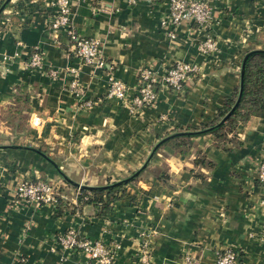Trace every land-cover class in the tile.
<instances>
[{
	"label": "crops",
	"instance_id": "1",
	"mask_svg": "<svg viewBox=\"0 0 264 264\" xmlns=\"http://www.w3.org/2000/svg\"><path fill=\"white\" fill-rule=\"evenodd\" d=\"M50 1L9 0L0 13V53L10 55L0 63V108L23 107L29 132L18 140L44 144L80 184L108 185L105 176L136 171L163 137L210 123L239 86L245 54L264 49V0H205L214 18L208 32L217 41L208 56L198 51L204 38L198 25H162L168 0H71L75 32L96 39L104 61L101 67L86 64L65 29L50 31ZM37 49L42 62L30 68ZM175 61L196 63L198 72L181 91L157 84L152 106L131 112L106 96L111 78L121 80L131 98L143 66L161 77ZM71 69L91 101L88 108H80L70 92ZM15 89L22 96L17 103ZM7 133L0 130V139ZM191 141L185 153L173 142L161 145L107 213L101 203L80 205L77 187L34 147H0V264H98L82 252L50 250L56 235L70 228L88 239L116 242L112 264H137L144 240L153 264H181L185 255L214 264L227 248L235 250L238 264H264V188L257 179L264 108L238 125L222 147L211 133ZM198 151L210 167L194 164ZM38 177L58 186L61 206L16 202V185Z\"/></svg>",
	"mask_w": 264,
	"mask_h": 264
},
{
	"label": "built area",
	"instance_id": "2",
	"mask_svg": "<svg viewBox=\"0 0 264 264\" xmlns=\"http://www.w3.org/2000/svg\"><path fill=\"white\" fill-rule=\"evenodd\" d=\"M134 4L136 0H126ZM50 4L55 7V13L49 22V29L56 33L59 29H65L68 36L73 40L75 55L82 59L84 63L103 66L104 61L98 54V41L94 38H86L77 35L72 25L71 0H51ZM169 13L162 20V25L174 29L181 22H193L204 31V38L198 43V51L203 56L213 54L217 49V41L208 32L209 27L214 24L213 11L205 0H168ZM170 39L175 37L172 30L167 32ZM10 55L0 53V63L7 61ZM42 56L39 50H34L31 54L28 66L30 68L39 67ZM199 66L196 63L175 61L162 75L158 77L151 65L143 66L138 73L136 94L128 98L126 95V85L119 79L111 78L106 90V96L115 98L127 105L131 112L152 106L156 101L157 84H163L175 91H181L185 81L198 72ZM73 79L69 84L70 92L78 102L80 108H88L91 101L86 98V92L80 85L77 72L71 69ZM257 179L264 188V158L258 163ZM60 195L58 186L41 177L36 179H24L15 187L16 202L57 204ZM56 247L78 251L86 254L90 259L98 264H112L117 249L114 241L105 242L102 239H88L70 228L56 235L55 242L51 246V251H56ZM137 264H153L151 259L150 246L144 240L138 251ZM181 264H199L196 259L185 255ZM214 264H238V255L234 249H224L218 254Z\"/></svg>",
	"mask_w": 264,
	"mask_h": 264
},
{
	"label": "trees",
	"instance_id": "3",
	"mask_svg": "<svg viewBox=\"0 0 264 264\" xmlns=\"http://www.w3.org/2000/svg\"><path fill=\"white\" fill-rule=\"evenodd\" d=\"M15 100L18 102V89H15ZM239 92V86L234 88L230 97L224 100L221 108L217 110L215 118L208 124L200 127L201 132L197 130H180L175 132L193 131L194 133H179L168 139L165 143L173 142L175 148H180V152H186L191 146V138L211 133L216 140V146L222 147L228 137H234L235 128L240 124H245L249 118L259 110L264 108V53L261 51L252 52L244 62L243 84L240 100L222 126L214 125L231 109L234 105ZM22 100V99H21ZM20 100V101H21ZM23 101V100H22ZM26 101V99H25ZM164 143V144H165ZM40 151V150H39ZM194 159L195 165H206L210 167V162L204 155H200V151ZM135 180V179H134ZM133 180V181H134ZM132 182V181H131ZM109 184V183H108ZM127 184V183H126ZM126 184H117L113 186H104L94 190H84L77 188V201L80 205L89 203H101L103 213H107L111 209V203L122 194L123 187ZM58 206H61L62 198H57Z\"/></svg>",
	"mask_w": 264,
	"mask_h": 264
},
{
	"label": "rangeland",
	"instance_id": "4",
	"mask_svg": "<svg viewBox=\"0 0 264 264\" xmlns=\"http://www.w3.org/2000/svg\"><path fill=\"white\" fill-rule=\"evenodd\" d=\"M14 103H17V101L14 100ZM0 130L2 132L4 131V133H5V131H6V133L8 132L6 136H4L0 139V146H4V145L7 146V145H12V144L19 145L20 143L21 144L26 143L27 145H30L37 150H40L41 153H44L45 155H47L51 160H53L57 164V166H59L57 161H56L55 156H53V155L51 156L49 154L47 147L44 144L36 143L37 144L36 145V144H30L28 141L18 140L19 136L25 137L26 135H28V132H29L28 115L24 112V108L20 107L18 103L15 105L10 104L7 107V109L0 108ZM145 169H146V167H145ZM61 170L68 177H70L63 169H61ZM142 172L134 179L136 180L139 176H141ZM57 173H58V171H57ZM130 174L131 173H128L127 175L125 174L123 177L122 176L117 177V176L113 175L110 177L105 176L104 178L107 180V183H109L110 179H111V181H115L114 180L115 178L123 179V178L129 176Z\"/></svg>",
	"mask_w": 264,
	"mask_h": 264
},
{
	"label": "water",
	"instance_id": "5",
	"mask_svg": "<svg viewBox=\"0 0 264 264\" xmlns=\"http://www.w3.org/2000/svg\"><path fill=\"white\" fill-rule=\"evenodd\" d=\"M9 0L4 1L1 6H0V13L1 11L4 9L6 3ZM261 51L264 53V49H254L251 51H248L242 61V65H241V69H240V81H239V92H238V96L237 99L234 103V105L231 107V109L220 119V121L218 123H216L214 126L215 127H219L222 126L225 121L227 120V118L230 116V114L233 112V110L235 109V107L237 106L239 100H240V96H241V92H242V84H243V73H244V62L246 57L251 54L252 52H258ZM195 132H201L200 130H197ZM181 134V133H186V134H190V133H194L193 131H186V132H175L172 133L166 137H163L162 139H160L152 148L151 151L148 155V157L146 158V160L144 161V163L134 172H132L129 176L120 179L114 183L108 184V185H104V186H113V185H117V184H126L129 183L131 181L134 180V178H136L144 169L145 167L149 164L150 160L152 159V157L154 156V154L156 153V151L159 149V147L161 145H163L168 139H170L171 137H173L175 134ZM2 148H25L24 146H18V145H7V146H0ZM36 151L37 153H39L41 156H43L46 160H48L53 166L54 168L58 171V173L62 176V178L67 182L70 183L71 185L77 187L78 189H84V190H94V189H98V188H102L104 186H90V185H86V184H80V183H76L74 182L70 177H68L59 166H57V164L51 160L47 155H45L44 153H41L40 151L36 150V149H31Z\"/></svg>",
	"mask_w": 264,
	"mask_h": 264
}]
</instances>
